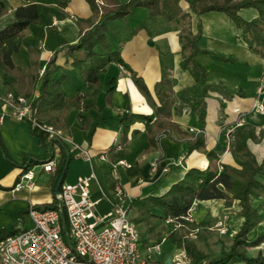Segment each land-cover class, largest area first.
<instances>
[{"label": "crops", "instance_id": "0c3cea01", "mask_svg": "<svg viewBox=\"0 0 264 264\" xmlns=\"http://www.w3.org/2000/svg\"><path fill=\"white\" fill-rule=\"evenodd\" d=\"M64 1L65 7L60 8L56 1L7 0L8 11L0 17V31L14 20L16 11L21 6L35 3L39 13V23H32L27 27L21 38L22 48L11 57L16 67L26 68L30 65V49L39 54L40 63L43 65L51 56L53 48L62 41L68 43L77 41L79 36L77 19L90 16V7L85 0ZM180 6L183 12L190 14L191 33L196 34L198 29L201 31L198 47L232 58L235 62L234 64L217 62L207 54L196 56L197 64L207 72V81L203 84L195 80L188 69L181 67L183 58L181 49L186 41L182 22H168L164 17L150 18L144 7L135 9L125 18L107 21L109 43L120 51L121 57L142 77L151 92L157 81L165 74L175 81L173 87L175 104L171 118L175 128L168 135L162 136L153 151L146 153L149 145L146 124L144 121L135 123L130 131L128 130V141L124 145L122 155L111 161L123 159L128 165L118 168L117 180L111 179L110 162H102L98 157L92 162L80 158L75 147H87L91 154L97 155L108 151L112 145L119 142L122 133L119 116L127 112L128 106L137 114L153 113L126 69L112 63L106 72L101 74L102 83L109 77L117 78L112 105L100 113L98 108L104 105V95H98L96 100L86 95L82 104L92 105L87 112L90 119L85 122L88 127L83 126L77 109L69 112L67 118L69 134L67 132L65 134H68L66 146L72 160L67 163L69 168L67 176L70 180L64 181L74 183L79 177H87L92 171L95 172L96 181L91 184V199L96 202L94 212L99 217L104 218L113 213L116 204L119 203L115 186L120 187L125 200L124 205L129 208L130 201L135 198L164 195L174 183L184 178L189 169L208 168L210 162L204 153L188 150V137L196 136V133H190L189 129L201 130L197 114L191 108L196 99L204 98L205 101L206 125L203 129L205 148L216 153L218 159L213 160V164L220 169L225 163L235 165L230 144L237 129H245L252 133L247 145L255 158L263 161L264 114L256 111L255 103L258 100L264 105V57L249 50L243 41L241 29L225 13L208 12L198 17L189 10L187 1H181ZM239 16L244 21H251L258 17V11L248 7L240 10ZM95 51L98 54L104 53L99 46ZM57 64L63 67L67 75L64 83L66 97L72 98L79 92L86 94L87 91L82 89L78 70L72 66L71 60L64 52L58 55ZM8 92L0 70V141L8 155L6 157L0 148V228L5 229L17 224L20 211L27 208L30 202L50 203L53 199L49 185L53 172L41 170L35 174L36 186L33 189L14 190L22 173L20 164L24 155L45 154L47 133L41 126L16 119L12 106L4 99ZM236 107L240 108L243 118L246 119L243 126L236 127L237 115L233 112ZM10 143L15 147L16 157L11 153ZM57 158L59 160V154ZM180 158L182 160L179 163L171 164ZM42 175L47 177V182L40 181ZM218 188L223 189L222 185ZM253 202L258 209L260 223L249 234L251 241L264 236V200L257 197ZM17 208L14 221L3 224L5 213L10 209L15 211ZM239 210L238 201H234L232 207H225L222 199L198 200L193 217L197 224H202L199 232L203 242L206 243V240L210 239L212 232L209 229L213 228L214 222L219 219H223L228 228L224 236H233L238 232L243 221L238 215ZM129 215L130 218L135 216L136 211L129 210ZM25 223V226L18 224V228L22 230L28 228L27 216ZM162 248L165 251L164 261L173 250L168 241ZM249 254L252 257L258 254L264 257V242L251 247Z\"/></svg>", "mask_w": 264, "mask_h": 264}, {"label": "trees", "instance_id": "16d2710c", "mask_svg": "<svg viewBox=\"0 0 264 264\" xmlns=\"http://www.w3.org/2000/svg\"><path fill=\"white\" fill-rule=\"evenodd\" d=\"M56 1L60 8L65 7L64 0ZM91 11L86 18H78L79 36L75 43L62 41L53 48L52 54L45 64H41L39 54L30 49L31 61L26 68H18L12 62V55L21 48V38L27 27L32 23H39V13L35 3L21 6L16 11L14 20L0 31V70L3 74L4 85L9 93L16 99L24 96L32 108V117L43 122L45 126H52L56 131L69 134L67 118L72 109H77L78 117L83 126L90 119L88 110L91 104H82L86 95L97 99L98 95H104V105L98 108L102 111L112 105V97L117 87V78L109 77L105 83L101 82V74L106 72L108 66L116 63L126 69L133 83L136 84L141 94L146 98L147 103L153 110L152 114L134 113L129 106L125 114L119 116V125L122 127L121 138L116 145H112L107 152L108 162L122 155L124 145L128 141L127 133L131 127L140 121L146 124L149 145L146 153L153 151L162 136H166L174 130L171 122L175 99L173 87L175 81L163 76L154 86L151 92L142 77L139 76L131 66L121 57L120 51L115 49L107 39V21L125 18L137 7L147 9L150 18L164 17L168 22H182L186 32L185 43L181 53V67L190 71L195 80L206 83L207 72L195 61L199 54L208 55L214 61L234 64L235 60L208 50H201L197 43L201 31L191 33L190 14L181 10L180 2L183 0H85ZM188 8L196 16L208 12L225 13L238 28L242 31L243 41L260 57H264V0H185ZM255 8L258 17L251 21H244L239 16V11L245 8ZM8 11L7 0H0V17ZM101 47L103 54H98L95 49ZM64 52L71 60L72 66L78 70L82 89L86 94L79 92L72 98H67L64 91V83L67 79L63 67L57 64L58 55ZM42 70V72H41ZM41 72V73H40ZM81 89V90H82ZM191 108L197 114L201 131L195 137H188V150L204 153L210 162L207 169H189L184 178L174 183L170 189L161 196H148L135 198L129 203L128 210L136 211L131 220L137 225H145V238L140 241V248L153 244L161 246L168 241L172 248H185L190 257L189 264H264V257L260 254L252 257L249 254L251 247H256L264 242V236L249 240V234L260 223L258 209L254 206V198L260 197L264 200V158L259 161L247 145L252 133L245 129H237L230 144L231 154L235 165L225 163L220 169L213 164L218 159L213 150L205 148V135L203 129L206 125V107L204 98L196 99ZM101 113V112H100ZM98 125V123H97ZM95 128V127H94ZM94 130V129H93ZM93 133V132H92ZM68 134H65L68 136ZM122 146L123 150H117ZM45 154L42 156L24 155L20 164L22 173L20 177L32 167L48 162L56 155L58 149L59 160L53 175L50 176L49 185L53 192V199L50 203L36 204L38 210H52L59 206L58 195L55 193L56 186H61L68 173V165L72 155L65 143L56 138L44 144ZM0 148L6 157L3 144L0 141ZM19 177V180H20ZM61 181V182H60ZM222 185L223 189L218 186ZM212 198L222 199L225 207H232L234 201H238L240 210L239 217L243 218L240 228L235 236L226 244L222 239L214 242V252H205L203 249L188 239L187 235L193 228H201L202 224L187 223L184 218L189 209L198 200H209ZM28 214V207L19 213V220L10 229L0 228V240L24 230L18 228V224H24ZM173 217L187 225L180 230H173L165 226V218ZM165 251L147 264H163Z\"/></svg>", "mask_w": 264, "mask_h": 264}, {"label": "built area", "instance_id": "2783aa9c", "mask_svg": "<svg viewBox=\"0 0 264 264\" xmlns=\"http://www.w3.org/2000/svg\"><path fill=\"white\" fill-rule=\"evenodd\" d=\"M4 99L12 106L17 120H26L46 131L45 142L56 138H60L65 144L68 142L67 135L32 117V108L24 96L15 99L12 93L8 92ZM255 109L264 114V105L258 100ZM233 112L237 115L236 127L243 126L246 119L243 118L240 108L236 107ZM200 131L196 128L189 129V132L194 134ZM75 149L78 156L87 162H92L95 157L102 162L108 161L107 152L95 155L91 154L87 147ZM117 150L122 151L123 147L118 146ZM57 152L58 149L55 150L56 155L45 164H38L24 173L15 184L14 190L35 188V167L39 166L47 173L54 172L58 162ZM181 160L182 158L171 164ZM120 166L128 167L123 159L110 162L112 180H117V170ZM93 181H96L94 171L87 177H79L74 183L63 182L58 194L59 206L56 209L41 211L35 207L36 203L30 202L27 206V218L32 226L0 240L1 264H147L149 260L153 261L159 257L162 252L160 244L150 245L145 250L140 248L141 235L138 226L130 218L119 186H115L119 203L114 208L112 218L105 220L95 214L96 202L91 199ZM195 209L196 203L182 219L187 223L197 224L193 217ZM164 220L165 226L173 230L187 226L186 222L184 224L177 218L167 217ZM213 227L221 235L228 232L223 219L215 221ZM198 232L197 227L189 231L191 237ZM170 260L172 264H189L191 261L186 249L181 247L173 249Z\"/></svg>", "mask_w": 264, "mask_h": 264}, {"label": "rangeland", "instance_id": "374dc122", "mask_svg": "<svg viewBox=\"0 0 264 264\" xmlns=\"http://www.w3.org/2000/svg\"><path fill=\"white\" fill-rule=\"evenodd\" d=\"M137 8H139V7H137ZM137 8H135V9H137ZM135 9H134V11H135ZM147 13H148V11H147ZM9 146H10V149H11V153L13 154L14 157H16V155H14V154H16V153H15V150H14V149H15L14 145L10 143ZM11 146H12V147H11ZM40 171H41V169H40L39 166H38V167H35V169H34L35 174L40 173ZM95 175H96V174H95ZM69 180H70V179H69V177L67 176L65 181L67 182V181H69ZM40 181H41L42 183H44V182H47L48 179H47L46 176L42 175ZM17 210H18V208H17L15 211L12 210V209H10V210H8V211L5 213V215H4V213H3V215H4V219L2 220V221H3V224L6 225V223H12V222L14 221L15 213L17 212ZM111 218H112V213H109L108 215H106V216L104 217L105 220H109V219H111ZM25 225H26V223H24V226H25ZM27 225H28V227L32 226L30 221H29V223H27ZM210 228H211V227H210ZM138 230H139V232H140L141 239H144L145 236H146V234H145V232H144V230H145V225L138 226ZM209 230H210V232H212V234H210L211 237H210L209 240H208V239L206 240V243L203 242V239L201 238L202 236L200 235V234H201L200 232H198L195 236H192V237L190 236V234H188L187 237H188V239H190L191 241H193V242L196 244V246H198L199 248L203 249L205 252L212 253V252H214V245H213V244H214V242H215L216 240H218V239H222L226 244H228L229 241H230V239H232V238L235 236V234L237 233V232H236L233 236H229V235H228V237H227V236L221 235V234L219 233V231H217L214 227L211 228V229H209ZM207 241H208V242H207ZM177 247H178V246H177ZM161 248H162V246H161ZM173 249H175V247H173L172 250H173ZM171 253H172V251H171ZM171 253H170V254H171ZM163 264H172V261L170 260V256H168V257H166V258L164 259Z\"/></svg>", "mask_w": 264, "mask_h": 264}, {"label": "water", "instance_id": "95a60500", "mask_svg": "<svg viewBox=\"0 0 264 264\" xmlns=\"http://www.w3.org/2000/svg\"><path fill=\"white\" fill-rule=\"evenodd\" d=\"M61 182V181H60ZM59 186H60V183H58V185L56 186V191L55 193L58 195L59 194Z\"/></svg>", "mask_w": 264, "mask_h": 264}]
</instances>
